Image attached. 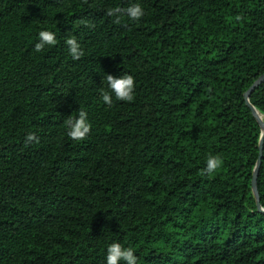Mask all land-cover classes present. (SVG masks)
I'll return each mask as SVG.
<instances>
[{
    "label": "trees",
    "instance_id": "1",
    "mask_svg": "<svg viewBox=\"0 0 264 264\" xmlns=\"http://www.w3.org/2000/svg\"><path fill=\"white\" fill-rule=\"evenodd\" d=\"M45 30L57 43L37 52ZM125 74L131 102L107 83ZM263 74L264 0H0V264H107L112 243L137 264H264V135L244 99ZM249 104L264 111V82ZM210 155L223 165L202 174Z\"/></svg>",
    "mask_w": 264,
    "mask_h": 264
},
{
    "label": "clouds",
    "instance_id": "2",
    "mask_svg": "<svg viewBox=\"0 0 264 264\" xmlns=\"http://www.w3.org/2000/svg\"><path fill=\"white\" fill-rule=\"evenodd\" d=\"M122 10L120 8L112 9L108 12V15H114L120 13ZM132 20H139L145 14L143 7L139 3L132 4L127 9L123 10ZM241 16H236L235 20L240 21ZM118 22V21H117ZM40 42L35 45V51L40 52L44 49L46 45L52 46L57 43L56 35L51 31H41L39 33ZM66 44L69 48V53L74 60H79L84 52L81 45L78 43L75 36H70L66 39ZM107 83L114 93L115 98L120 101L131 102L134 99V86L135 80L131 75H123L120 78H115L112 75H107ZM102 100L105 104H112V95L109 91L102 90ZM255 114L258 119L264 120V111L259 108L254 109ZM69 126L70 131L68 133L69 137L73 140L80 141L84 140L90 130L91 124L87 120V113L80 111L78 118L74 119L71 116L66 121ZM32 141L39 142L38 138L34 134H29L26 137V145ZM207 166L202 170V174L212 175L223 165V160L220 156L210 155L206 162ZM107 264H120L121 261L126 262V264H137V257L131 248H125L120 243H112L107 249Z\"/></svg>",
    "mask_w": 264,
    "mask_h": 264
},
{
    "label": "water",
    "instance_id": "3",
    "mask_svg": "<svg viewBox=\"0 0 264 264\" xmlns=\"http://www.w3.org/2000/svg\"><path fill=\"white\" fill-rule=\"evenodd\" d=\"M264 82V74L251 86V88L249 89V91H247L244 95V99H245V102H246V105L251 109L253 115L256 117L262 131H261V139L260 141H262L263 139V135H264V124L262 122V120L258 119L257 115L255 114L254 112V109L253 107L249 104V96H250V93L254 90V88H256L260 83ZM259 157H258V160H257V165L255 167V170H254V173H253V176H252V180H251V187H252V191L256 197V201H257V206L259 207V202H258V197H257V190H256V179H257V171H258V168L260 166V160H261V146L259 147Z\"/></svg>",
    "mask_w": 264,
    "mask_h": 264
}]
</instances>
